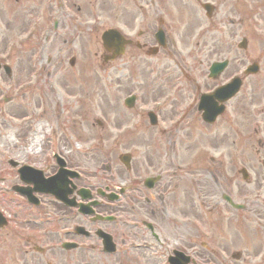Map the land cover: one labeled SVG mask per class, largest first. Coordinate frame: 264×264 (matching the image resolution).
<instances>
[{"label": "flooded vegetation", "instance_id": "1", "mask_svg": "<svg viewBox=\"0 0 264 264\" xmlns=\"http://www.w3.org/2000/svg\"><path fill=\"white\" fill-rule=\"evenodd\" d=\"M113 1L122 5V17L117 19V24L120 23L125 31V59L129 68L133 63L144 68H150L153 65L157 69L156 63H150L148 66L145 63H136V54L139 53L138 55L141 56L148 53H162L172 56L174 50L171 48H175V40L170 35L183 36L188 28L197 24L196 8L193 4L197 5L199 0H14L12 21L7 26L12 28L11 33L15 36L27 38L25 48H33L32 50L59 48L60 51L74 53L77 51L73 48H84L90 42V37L97 38L98 31L104 29H100L105 24L98 21L97 11L98 8L106 9L104 5L115 3ZM249 1L251 10L247 8L246 11H242V5H245L244 0H204L209 4L208 16L213 12L212 17L206 20L207 30L216 27L220 33L228 32L232 35L237 26L240 34L241 32L242 35L246 34L242 30L243 14L252 11V17H254L253 9L256 8L261 12V19L264 20V0ZM71 6L73 11L70 10ZM36 11H38L37 14H35ZM199 26H202V23ZM214 51L215 48H202L201 58L197 63L189 65L186 72L184 68L179 67L181 75L172 80L178 85L179 91L184 92L182 85H179L181 84L179 77L185 76L188 81L192 80L195 72L204 66L206 54H214ZM40 65L43 68V64ZM54 65L48 61L46 69H61V63H54ZM181 65L186 66V64ZM136 68L140 70L139 67ZM43 82L47 83L48 88L53 89L51 80L44 79ZM153 88L152 86L151 92ZM173 97L181 101L188 98L190 104L187 114H194L192 109L195 97L183 94L173 95ZM15 113V111L11 112V114ZM261 115L264 116V111ZM263 116L252 118L251 134L255 135V141L250 145L257 165L260 163L262 165L264 160ZM1 121L6 123L5 118H1ZM228 121L232 120L228 119ZM233 123H236V120ZM58 128V132L52 128L53 131L50 134L45 133L40 137L34 132L32 134L31 124L20 127L31 143L33 140V153L29 154L23 146L8 149L6 152L0 151V264H97L105 247L103 235L99 233V230L109 235L110 241L122 250L119 262L127 260L129 255L136 251L145 255L148 253L141 261H137L145 264H168L167 257L174 250H179L193 259L194 252H198L192 249L194 238L190 235L195 209L193 190L200 197L199 208L213 211L219 220H221V209L224 206L227 210L233 208L223 196L235 191L240 192L237 182L233 188L228 184L231 190H227L223 185L224 191L220 192L219 201L215 200L211 203L209 196H206L207 184H204L202 178L190 179L189 170L178 174L177 168L172 170L173 167L166 166L161 173L145 175L142 178L135 176L139 171H134L126 196L136 194L139 210L137 212L131 210L127 217L126 210H111V207L107 205H100L94 210H85L90 212V215L81 214L77 208L64 204L54 206L43 200L32 182L27 184L22 182L24 179L33 178L31 173L22 168V165H31L38 169L35 179L37 184H40L45 174L49 176L60 168L64 169L77 164L76 155L67 153L64 135H58L60 125ZM222 149L225 153L221 156L227 161H232L238 154L229 145L226 149ZM132 170L131 167L129 172ZM224 176H227L225 169L222 174V177ZM149 177L157 178L151 188L144 185L145 179ZM228 177L235 178V176ZM254 183L259 184L258 174L254 176ZM17 189L31 198L37 195L36 199L40 205L34 206L28 202L24 194H20L19 197L16 194L14 197L12 193ZM74 190L75 188L69 190L68 194L69 197L74 198L72 202H78L80 200L75 197ZM212 190L215 194L214 188ZM123 204L125 205V200ZM256 205L247 211L250 213L251 222L261 228V236H255L253 230L250 246L238 252L237 256L239 258L248 256L245 257L247 260L253 258L264 261V210L260 207L262 205L260 201ZM234 219L237 221L235 232L238 233L240 218L235 216ZM80 228L83 229L81 234L78 231ZM128 230L138 232L140 241L136 240L138 242L131 244L135 239L129 237ZM86 232H88L87 236L82 235ZM218 235L226 236V231L220 228ZM173 238H176V241L170 242L168 246L171 247L168 248L166 243L168 239ZM181 238L186 240V246L178 245ZM209 241L212 242L211 234H209ZM233 241L237 240L233 238ZM68 243L76 244V247L68 250L70 252L68 258L58 259L60 253L67 251ZM221 252L227 256L224 250ZM213 253L216 258L223 260L222 255L214 251ZM230 256H233V253Z\"/></svg>", "mask_w": 264, "mask_h": 264}, {"label": "rangeland", "instance_id": "2", "mask_svg": "<svg viewBox=\"0 0 264 264\" xmlns=\"http://www.w3.org/2000/svg\"><path fill=\"white\" fill-rule=\"evenodd\" d=\"M12 3L15 4L14 0H0V54L6 52L11 58L10 61L13 60L11 63L12 78L7 79L6 76L1 77L0 87L10 91V86L12 84L16 85L20 82L23 83L26 79L25 77L30 75L31 70H33V68L30 67V62L33 58V61H36L37 59V61L39 60V64H43V68L39 65L36 67L40 71L41 80L39 85L42 84L43 86V88H39V92H42L43 89L46 95L45 100H31L30 104L26 105V107L32 109L34 113H30L28 110H25L24 107L23 110H19L18 107L20 100H12L7 104H3V107L0 106V111L4 109V112L7 114H9L8 112L15 111L18 115L19 113L17 111H26L29 116H35V119L39 121L36 122V124L33 120V127L34 124L36 128L38 126H42L44 130L49 131H45V133L50 134L53 131V129L49 127L51 126L58 132L59 128L57 126L60 125L64 115L67 116L66 119H69V117L72 116V114L65 109L66 107H64V104L67 103L66 100L70 97L69 89L72 88L67 82L69 81L72 83L74 76L77 75L76 77H79L81 84H85V86H87V84L90 85L91 83H96L98 89V94L96 98L93 99L92 107H88L91 114H85L84 107L81 110V121H84L85 119L86 122H84L85 126L81 131L80 143L82 144L78 147L80 152L82 151L86 154L77 155V163L79 165L78 168L83 170L93 185L101 187L108 186L109 188H112L116 185H120L118 182L125 181L129 175H133L134 171H139V173L135 174L138 175L144 174V172H147L148 170L164 169L168 166L173 167L172 170L178 168V174H183L185 170H189L190 178H202L204 180V184L206 183L209 188H212L214 186H219L221 183L218 172H223L224 169H229V173L237 175V180L239 184H241L240 192H233V200L239 201L243 196H247L244 197L246 200L242 201L248 202V205H250L252 190L254 187L258 189L259 186V184L256 185L254 183L253 171L256 170L260 177V167L254 161L253 151L249 150L250 144L255 141V135L249 134V129L251 127L252 110H262L264 103V55L263 57L258 55L261 54V51H264V20L255 19V15L252 17V11L243 14L242 30H245L247 36L249 37V45L246 52H241L233 47L229 52L223 47L216 48V42L219 41V38L221 37L217 33L214 34L213 40L210 38V35H207L203 43V48H215L214 54L212 56L207 54L205 60L210 58L211 59L209 61L216 60L219 56L225 54L224 56L232 58L231 61L235 60L234 63L229 65L228 68L230 69L232 68L238 70L243 64L253 61V58H255V60H258V58L261 59L259 60L261 69L259 75L255 78L251 77L246 80L241 98L237 101L241 104V131L237 129V122L233 123L232 121L231 123H228L226 120H233V111H228L226 116L218 118L214 126L210 129H207L202 125L197 126L194 114L189 113L187 118L188 122L183 124V126L173 128L168 132H160L158 129L160 126L155 129L142 127L151 126H149L146 121L140 119L141 113L139 111V107L150 105L151 100H156L164 95L166 93L164 86L155 85V88H153V96L151 98L150 94L147 93V91H149L148 86L145 91L146 93L141 95L142 98L139 95L140 98L136 102L134 109L126 111L121 103L122 98H124L130 90L143 89L144 82L150 84L151 77H148L146 74H142L136 67H131L128 71H125V55L109 63H102L101 58L104 51L100 48V37H98L99 44L94 42V37H90V42L86 45V47L78 49L73 48L77 51L74 53L64 54L62 51H59V48H43L44 51L39 49V53L36 55L33 54L30 48H22V53H19L18 50L21 48L14 47L15 49H12L11 45L16 42L15 38H12L11 30L9 28L10 26H7V24L12 21ZM120 7V5L117 6L115 4H111L109 6V8H111L110 12L107 10L102 13L98 12V21H102L108 27H115V24H117V16H113L112 13L115 8H118L120 14ZM249 7V2H246L245 5H242V11H246ZM37 13L38 11L35 12V14ZM254 13L256 14L261 12L256 9ZM100 14L102 17H100ZM259 32L263 38L259 35ZM225 36L227 37V40H225L227 42L230 41L228 38L239 40L242 37L240 32L237 30V26L231 36H228L227 34H225ZM224 44L227 43L225 42ZM224 44L223 46L225 47ZM52 49L57 50L58 52H53ZM30 53H32V55ZM72 56H75L76 61L73 66H69L68 60ZM48 61L52 65H54V63H63L65 70L46 69ZM125 73L128 74L127 78H125ZM63 74L66 76V80L64 81L65 85L64 88H60L61 85L57 83L61 81L60 75L63 76ZM139 74L142 76L141 80H134V76ZM143 75H145L144 79ZM44 76L47 79L53 80L55 83H51L53 89L48 88L47 83L42 82ZM73 82L76 81L73 80ZM44 86L46 88H44ZM86 91L88 90H84V92ZM12 93H14V91H12ZM12 93L10 92L8 94L10 95ZM190 93L192 95L195 94L192 91ZM38 98L42 99L43 96L38 95ZM52 101H56V103H60L62 105V112L59 116L56 109H50ZM187 101L188 98L184 99V101L177 100V102H173L171 104L172 109H168V111L165 110L162 113V120L167 124L172 121L178 114H175L177 108L188 107L189 103L187 104ZM41 102L46 105V113H42V108L39 107ZM41 113L42 117L39 118ZM171 113H173V116ZM20 116H25V114L21 113ZM78 117L79 115H77L76 119H78ZM95 118L104 123V128L96 123ZM40 120L42 121L40 122ZM57 121H59V123H56ZM68 122L72 123L73 119ZM191 125H193V128L188 131L187 128ZM85 127L86 130H84ZM1 128L0 149L5 146L2 141L6 140L9 144V142L11 143L14 138L12 127H4V130ZM125 132H127V134H125ZM231 141H235L242 148L240 151V160L236 161L235 164L227 163L226 161L221 160V154H224L221 153L222 148L226 149ZM65 148L69 153H75V151L71 148ZM132 150L134 153L140 154L133 156V170L132 172H128V170L125 169L119 161L118 156L124 152H132ZM29 154H31V151H29ZM20 155L22 156V153H20ZM106 166H111V168L109 171L106 170V173H104ZM241 166H244L249 171L250 182L248 183H245L240 178L241 176L236 174L237 169ZM192 174L194 175L192 176ZM216 181H219L220 183L216 185ZM221 184L227 187L225 183ZM210 191L211 190H209L207 194L211 195L212 192ZM261 192L264 197V188H262ZM192 195L195 199L197 196L195 190H193ZM211 198L216 200L215 195ZM124 200L126 201L125 205L121 204L116 210H126V217L131 210L134 212L139 210L136 194L128 196V198H124L123 202ZM250 206L252 207V205ZM221 214V224L226 230H228L227 235L229 236V240L226 243L221 244L212 242L213 246H210L208 241L204 242L194 229H190V235L194 238L192 249L193 251H198L197 253H200L197 254L194 252L197 264H224L220 259L214 256L215 254L212 251V247H220L227 253L228 256H230L233 252H242L245 247L250 246L251 242L249 244H245V241L238 245L237 242L233 241L234 237L230 233L232 232L231 227L234 222L232 221L233 216L238 213L234 210H227L225 207L221 211ZM239 214L244 216L242 218L243 226H251V230L255 231L253 233H256L255 236H258L261 228L258 225L256 227H252L254 223H252L250 217L246 215L247 212H240ZM212 215L213 214L210 211L205 210V208L194 209L193 211V218L201 229H204L206 232H208V229H213V231L218 234L216 230L217 219H212ZM225 215L230 216V218H225ZM230 223L231 225L229 226ZM243 229L246 232L248 230V233L250 232L249 229ZM127 232L130 238L140 241L138 232L134 230H128ZM164 233L165 232L163 231V234ZM234 234L237 235L236 233ZM125 239H127V237H125ZM175 241L176 238L168 239L166 245L168 246L170 242ZM220 242L223 241L220 240ZM202 243H205L206 246L203 247ZM178 245L186 246V240L181 238L178 241ZM169 247L171 246H168V248ZM204 248H206V250H204ZM69 254L70 252L68 251L60 253L58 259L62 260V258H68L67 256ZM147 255L148 253L145 255L140 251L133 252L129 255L127 260L125 259V263L132 264L138 260L141 261ZM245 257L248 256H241V258L235 262L234 260H231L234 264H264L263 260H256L253 258H249L247 260Z\"/></svg>", "mask_w": 264, "mask_h": 264}, {"label": "water", "instance_id": "3", "mask_svg": "<svg viewBox=\"0 0 264 264\" xmlns=\"http://www.w3.org/2000/svg\"><path fill=\"white\" fill-rule=\"evenodd\" d=\"M108 33L110 34V38H111V39H114V38H113V36H114V35H113V32L110 31V32H108ZM106 37H107V36H104V37H103V40H106ZM121 41H122V40H121ZM119 43H121V42H119ZM122 43H123V41H122ZM116 44H117V47H118V48H121V46H120L118 43H116Z\"/></svg>", "mask_w": 264, "mask_h": 264}]
</instances>
